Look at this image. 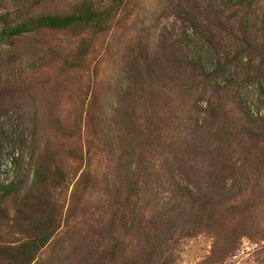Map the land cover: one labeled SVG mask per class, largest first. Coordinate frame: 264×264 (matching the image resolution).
I'll return each instance as SVG.
<instances>
[{"label":"rangeland","instance_id":"1","mask_svg":"<svg viewBox=\"0 0 264 264\" xmlns=\"http://www.w3.org/2000/svg\"><path fill=\"white\" fill-rule=\"evenodd\" d=\"M193 3L211 25L185 0H127L98 35L2 39L0 21V264H264V1ZM195 210H247L238 247L178 219Z\"/></svg>","mask_w":264,"mask_h":264},{"label":"trees","instance_id":"2","mask_svg":"<svg viewBox=\"0 0 264 264\" xmlns=\"http://www.w3.org/2000/svg\"><path fill=\"white\" fill-rule=\"evenodd\" d=\"M126 1L127 0H90L84 2L70 13L39 15L21 20L13 25L9 24L10 15L8 13L0 14V21L4 23L1 38L12 39L36 30L66 31L72 28L78 29L80 32H90L93 35H98L113 28L114 21L120 15ZM185 3L188 5V9H186L185 12L187 15L192 16L189 17V21L195 23L196 28L201 26V23L207 22L211 25V17L204 15L198 6L195 7L193 0H185ZM196 14L199 16L202 15L204 21L196 22L198 19ZM217 28L209 26L205 31H200V33L205 36L209 34V39L211 40V38L217 35ZM232 32H234V30H232ZM214 48L217 49L216 45H214ZM187 58L190 60V65L193 68L198 67V59L194 58L191 60L189 56ZM194 78L196 80L199 79L198 76ZM186 189L191 193L192 197H194L192 191L188 187H186ZM0 191L1 201L4 197L11 195L14 188L10 185L0 184ZM213 197L212 195L210 197L208 196L207 199L205 198L207 206H213L215 201ZM209 209L212 208L209 207ZM246 211L247 210H195V212L188 213V216L184 214L186 213L185 211L181 212L178 219H181V221L189 219L195 230L194 234L207 231L212 234L211 236L214 238L215 245L216 241H227L231 245V250H235L240 244L244 230V228L235 227V222L238 221L237 217L239 214L241 215V217H239L240 219H249ZM231 225L232 229L230 230L228 227ZM227 230H229V232H226ZM47 239L48 238L44 240L32 239L31 242L26 244L24 249L25 253L27 254L32 250L38 252V250L44 246ZM231 250L230 252H233Z\"/></svg>","mask_w":264,"mask_h":264}]
</instances>
